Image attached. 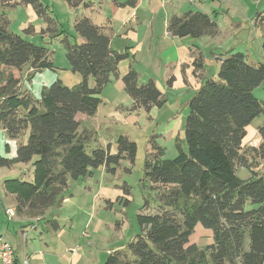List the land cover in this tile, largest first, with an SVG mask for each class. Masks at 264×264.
<instances>
[{
	"label": "trees",
	"instance_id": "1",
	"mask_svg": "<svg viewBox=\"0 0 264 264\" xmlns=\"http://www.w3.org/2000/svg\"><path fill=\"white\" fill-rule=\"evenodd\" d=\"M64 1L74 9L92 6L88 0ZM0 4L12 9L32 5L46 24L42 35L65 33L43 0H0ZM255 21L263 29L264 51V12ZM103 29L89 15L76 19L75 37L83 41L73 43L67 35L63 40L70 68L82 74V81L70 87L57 80L36 100L21 92V77L13 71L26 64L33 72L54 69L48 48L13 32L8 17H0V127L18 141L15 156L0 154V167L39 157L38 182H20L14 191L30 217L43 216L70 178L78 180L100 167L114 173L123 159L135 161L137 143L124 135L117 140V153L111 146L88 152L92 132L81 131L77 119L79 113L92 116L98 111L104 88L119 77V63L126 58L111 48V37ZM168 30L181 38H200L217 35L219 25L205 12L188 11L172 15ZM24 32L35 33V28L29 25ZM205 61L202 51L196 53L195 75L202 81L188 102L186 149L174 159H162V148L154 144L156 151L146 158L145 178L160 189L158 212L138 214L141 232L125 247L111 251L103 264H264V175L256 170L264 160V125L258 128V146L244 144L248 126L264 114V100L254 94L264 82V64H253L232 49L220 55L216 78L206 75ZM122 80L133 109L150 112L164 105V93L153 79L140 84L137 70L131 68ZM168 82L171 85L173 79ZM239 168L249 169L251 176L241 178ZM248 203L255 206L249 208ZM198 223L213 230L214 242L206 249L190 243ZM51 225L59 229L57 222Z\"/></svg>",
	"mask_w": 264,
	"mask_h": 264
},
{
	"label": "rangeland",
	"instance_id": "2",
	"mask_svg": "<svg viewBox=\"0 0 264 264\" xmlns=\"http://www.w3.org/2000/svg\"><path fill=\"white\" fill-rule=\"evenodd\" d=\"M178 1L185 6V10L199 8L188 0ZM52 2L59 26L65 31L59 37L42 35L40 29L37 33H25L22 28L24 24L32 22L34 27L39 28L42 21H33L25 8L12 9L0 4V17L2 14L8 17L10 29L32 43L48 48L49 59L54 63V69L37 72H33L29 64L22 70H14L15 72L7 69L21 77V92L36 100L41 98L45 88L57 80L70 87L82 81V74L70 68L63 40L67 35L73 43L83 41L81 37L73 35L76 33L78 11L64 1ZM208 5L200 8L208 9L213 6L218 11V25L222 29V33L217 36L222 47L215 52L222 55L233 49L235 52L245 53L253 64H264L263 29L255 21L257 15L264 12V0H221L217 3L210 0ZM43 26L46 24L43 23ZM207 52L209 53L206 55L211 57L210 49ZM208 59V68H211V74L214 75L219 71V62ZM90 85H94L93 79ZM119 91L118 85L113 84L109 85L106 93L115 96ZM254 94L264 100V82L254 89ZM192 97L191 95L190 98ZM165 98L162 107H154L150 112L143 108L133 109V105H130L121 108V114H115L112 113V107L104 102L92 116L79 113L80 130L88 129L92 132V137L86 142L88 152L91 153L98 147L111 146V152L117 153V140L124 135L137 143L136 158L134 162L123 159L114 173L100 167L78 180L70 178L68 187L61 193L58 201L44 213L45 218L33 222L18 216L11 219L6 209V206L12 205L14 191L20 189V182H38L36 161L39 157L35 155L31 161L18 163L11 168L0 167V234L8 235L23 228L30 231L29 243L39 247L50 241L48 237H56L55 233L50 230L48 232L47 229L53 231L51 224L57 222L61 229H66L71 244L83 245L79 251L82 256L77 264H103L111 251L130 243L141 232L138 214H155L161 205L160 189L153 188L152 182L145 178L148 153L156 151L153 147L156 144L162 148V159H174L181 150L186 149L185 120L189 113L187 101L183 103L182 94L175 90L169 91ZM260 125H264L263 113L248 126L244 144L261 142L258 133ZM17 146V140L11 139L0 127V154L13 157ZM256 170L264 175V160ZM251 174L247 168L238 169V175L243 179L249 178ZM254 206L248 203L249 208ZM35 225L37 226L34 228ZM213 242V230L198 223L190 237V243L206 249ZM246 246L248 249V238Z\"/></svg>",
	"mask_w": 264,
	"mask_h": 264
},
{
	"label": "crops",
	"instance_id": "3",
	"mask_svg": "<svg viewBox=\"0 0 264 264\" xmlns=\"http://www.w3.org/2000/svg\"><path fill=\"white\" fill-rule=\"evenodd\" d=\"M52 1L43 0L49 13L55 15L54 7L51 6ZM62 1L64 0H57V2ZM88 1L92 3L91 7L80 6L75 9V11H78L77 18L83 15L91 16L97 24L104 27V32L110 35L111 48L119 53L126 54V58L119 63V77L113 78L102 92V103L109 104L112 107V113L121 114V108L130 107L134 103L133 99L127 95L128 93L125 91L122 80V77L131 68L137 70L140 84L153 79L158 88L164 93V97L168 96L169 91H179L182 94L183 103L187 101V104L191 99V95L193 96L195 91L201 86L202 81L195 75L194 58L196 53L202 51L205 55L207 76L216 77L218 74V70L214 75L211 74V68H208V58L217 60L220 67V55L215 52V50L222 47L217 41L218 34L222 33L220 27L216 36L207 35L200 38H181L172 35L168 30L172 15H183L188 11H202L217 20L218 11L213 6L208 9L200 8L205 5L209 6L208 2L210 0H195L191 2L199 6L196 10L191 8L185 10V6L180 5L178 0ZM213 1L217 3L221 0ZM18 8H25L33 21L41 20L32 5L19 4L14 9ZM29 24L33 25L32 22H29L24 24L22 28L26 29ZM39 25V28L34 27L35 33L38 32V29L41 31L43 22ZM209 49L211 57L207 56ZM248 61L251 62L249 59ZM169 79H173L171 85L168 82ZM113 84L118 85L120 88L119 94L115 96L106 93L109 85ZM153 110L154 108L151 111ZM77 119L80 120L79 115H77ZM259 144L258 142L253 143L256 146ZM13 196L12 205L6 206V209H16L15 217L27 218L32 222L45 218L44 215L36 218L30 217L26 214L27 207L19 201L16 194H13ZM34 230L37 231V229ZM49 230L51 233H55L56 237H48L47 239L50 241H46L45 245L39 247L29 243L30 231L23 228L14 230L15 233L10 231L11 233L8 235L0 234V237H4L12 243L15 248L16 258L21 259L24 256H28L31 259V264H77L82 256L79 251L83 245L81 243L71 244L67 238L66 229H61L60 225L58 230L47 229L48 232H50ZM41 239L43 238L41 237Z\"/></svg>",
	"mask_w": 264,
	"mask_h": 264
},
{
	"label": "built area",
	"instance_id": "4",
	"mask_svg": "<svg viewBox=\"0 0 264 264\" xmlns=\"http://www.w3.org/2000/svg\"><path fill=\"white\" fill-rule=\"evenodd\" d=\"M194 2L195 0H188ZM9 217L13 219L16 216V209L7 208ZM0 264H31V259L24 256L21 259L16 258L15 248L10 241L0 237Z\"/></svg>",
	"mask_w": 264,
	"mask_h": 264
}]
</instances>
